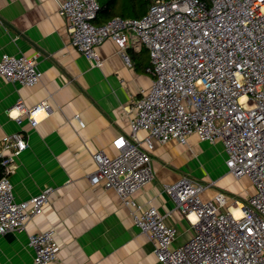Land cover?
Instances as JSON below:
<instances>
[{
  "label": "built area",
  "instance_id": "built-area-1",
  "mask_svg": "<svg viewBox=\"0 0 264 264\" xmlns=\"http://www.w3.org/2000/svg\"><path fill=\"white\" fill-rule=\"evenodd\" d=\"M98 10L99 0L60 1L70 45L100 67L96 46L112 39L131 66L127 40L135 36L149 50L154 78L134 102L130 132L113 140L115 154H93L97 169L90 182L112 188L132 208L135 225L155 243L162 264H264V0H157L141 18L115 16L96 24ZM37 58L3 54L0 78L36 85L43 74ZM49 111L46 102L27 107L20 98L8 114L18 122L25 115L36 125ZM75 119L84 126L78 114ZM140 131L147 133L142 139ZM192 135L221 141L229 172L247 176L255 191L229 203L224 191L204 199L206 186L189 177L166 186L194 230L188 241L174 246L176 229L156 207L137 203L134 194L154 179L155 142L187 143ZM27 147L21 131L0 141V234L23 230L49 200L51 187L28 200L14 197L9 176L14 158ZM55 235V228L29 235L34 264L56 260Z\"/></svg>",
  "mask_w": 264,
  "mask_h": 264
},
{
  "label": "crops",
  "instance_id": "crops-1",
  "mask_svg": "<svg viewBox=\"0 0 264 264\" xmlns=\"http://www.w3.org/2000/svg\"><path fill=\"white\" fill-rule=\"evenodd\" d=\"M60 1L0 0V59L5 53L37 54L43 72L33 86L0 78V141L21 131L28 142L27 149L14 158L9 176L14 197L24 201L52 188L44 211L23 230L0 234V264H34L29 235L49 228H55L59 246L52 264H162L155 243L135 225L132 208L112 188L89 180L97 169L93 154L114 155L113 140L130 132L134 102L154 78L149 50L129 36L132 65L128 66L117 44L107 39L96 46L103 65L93 66L70 45ZM20 98L27 107L46 102L50 111L40 114L36 125L25 115L18 122L8 110ZM146 134L140 131L138 137ZM151 157L154 179L136 191L134 199L144 208L156 207L176 229L174 246L188 241L194 230L166 186L189 177L206 186L204 199L218 191L227 194L229 203L246 196L241 189L234 193L227 189L241 178L229 172L221 141H201L192 135L187 143L155 142Z\"/></svg>",
  "mask_w": 264,
  "mask_h": 264
},
{
  "label": "trees",
  "instance_id": "trees-1",
  "mask_svg": "<svg viewBox=\"0 0 264 264\" xmlns=\"http://www.w3.org/2000/svg\"><path fill=\"white\" fill-rule=\"evenodd\" d=\"M156 1L157 0H99V10L94 22L96 24L104 23L115 16H121L124 18H141ZM125 2L126 4H129L128 7H122ZM141 9L143 10L141 15L135 17L125 15L126 11L140 12ZM2 173L3 169L0 166V175Z\"/></svg>",
  "mask_w": 264,
  "mask_h": 264
},
{
  "label": "rangeland",
  "instance_id": "rangeland-1",
  "mask_svg": "<svg viewBox=\"0 0 264 264\" xmlns=\"http://www.w3.org/2000/svg\"><path fill=\"white\" fill-rule=\"evenodd\" d=\"M128 7L129 6V4L127 3L126 4V2L122 5V7ZM129 10V9H128ZM143 13V10L141 9L140 10V12H133V11H126L125 12V15L126 16H130V17H135V16H137V15H141ZM208 183H210V181L208 180ZM215 183H218V181L217 182H215ZM214 183V184H215ZM218 185H223V183L221 182H219V184ZM228 187H230V188H227L229 191H231V192H235L237 189H241V190H243L244 191V193L246 194V196H241V197H247V196H251L253 193H254V191H255V189H254V186H253V184L251 183V180L247 177V176H243V177H241V180L240 179H237L236 180V182L235 183H233L231 186H228Z\"/></svg>",
  "mask_w": 264,
  "mask_h": 264
},
{
  "label": "bare ground",
  "instance_id": "bare-ground-1",
  "mask_svg": "<svg viewBox=\"0 0 264 264\" xmlns=\"http://www.w3.org/2000/svg\"><path fill=\"white\" fill-rule=\"evenodd\" d=\"M236 213H237V214H240V212H239L238 210L236 211Z\"/></svg>",
  "mask_w": 264,
  "mask_h": 264
}]
</instances>
